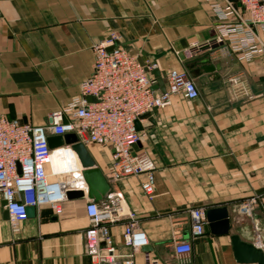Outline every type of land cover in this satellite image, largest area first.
<instances>
[{
  "label": "crops",
  "instance_id": "1",
  "mask_svg": "<svg viewBox=\"0 0 264 264\" xmlns=\"http://www.w3.org/2000/svg\"><path fill=\"white\" fill-rule=\"evenodd\" d=\"M225 1L0 0V117L47 124L80 94L93 71L94 45L112 34L152 67L153 78L160 72L165 89L173 69L194 78L199 98L174 96L140 121L135 150L156 165L153 199L142 190L144 175L110 179L111 148L86 146L111 185L109 194L122 195L124 212L136 215L158 264H240L232 235L264 251V57L242 63L206 49L185 56L215 36L216 7ZM50 169L61 174L52 180L67 188L82 185L75 160L54 155ZM88 201L66 199L60 214L40 206L13 227L0 193V264H92L83 242ZM248 202L250 215L241 209ZM192 207L225 209L230 233L192 239ZM127 222L124 217L111 230L120 254L130 252L123 243ZM176 235L192 243L190 255L175 254ZM137 258L142 261L140 253Z\"/></svg>",
  "mask_w": 264,
  "mask_h": 264
},
{
  "label": "built area",
  "instance_id": "2",
  "mask_svg": "<svg viewBox=\"0 0 264 264\" xmlns=\"http://www.w3.org/2000/svg\"><path fill=\"white\" fill-rule=\"evenodd\" d=\"M216 13L215 36L187 50V60L204 49L231 53L242 63L264 57V0H226L216 7ZM121 42L118 34H112L94 45L92 74L81 82L78 96L49 115L47 124L36 126L0 117V193L13 227L28 218V207L51 205L60 214V204L67 199V184L56 182L49 175L53 150L49 148L48 135L74 133L85 146L111 148L110 179L144 175L142 190L149 199L155 197L156 165L146 152L135 150L141 138L136 122L169 106L174 96L195 100L199 91L185 69L166 74L165 92L153 90L157 80L151 76L152 67L142 63ZM75 181L85 184L82 170ZM124 205L120 194L88 201L86 214L90 224L83 233L87 256L92 264H158L150 252L143 251L148 240L138 227L136 215L125 213ZM241 209L250 215L252 203H244ZM188 213L192 239L201 237L208 224L206 209L192 207ZM124 217L128 222L123 243L130 250L128 254L118 252L111 232ZM174 251L178 257L188 256L192 243L176 235ZM139 253L142 261L137 258Z\"/></svg>",
  "mask_w": 264,
  "mask_h": 264
},
{
  "label": "water",
  "instance_id": "3",
  "mask_svg": "<svg viewBox=\"0 0 264 264\" xmlns=\"http://www.w3.org/2000/svg\"><path fill=\"white\" fill-rule=\"evenodd\" d=\"M113 48H109L111 51ZM143 63V61H141ZM195 72L192 75L195 76ZM153 75L157 79V84L153 86V90L161 89L165 92V87L159 71H154ZM91 101V98L88 99ZM150 114L145 115L142 119L149 117ZM137 130L141 131L140 121L136 122ZM47 141L51 150L70 146L76 153L81 170L82 177L85 182L84 185L69 189L66 192L69 200L88 199L91 201L104 200L111 191V185L108 179L104 176L99 168L96 167L87 147L74 134L69 133L65 135H48ZM5 205V203H4ZM36 208H27V217L35 216ZM5 216L9 217L8 211L5 210ZM208 224L205 232L212 235H228L230 233V223L228 213L225 209H211L207 213ZM231 241L233 244L235 258L240 264H264V251L256 247L252 243L243 241L239 236L232 235ZM146 252L150 251L149 247L143 249Z\"/></svg>",
  "mask_w": 264,
  "mask_h": 264
},
{
  "label": "bare ground",
  "instance_id": "4",
  "mask_svg": "<svg viewBox=\"0 0 264 264\" xmlns=\"http://www.w3.org/2000/svg\"><path fill=\"white\" fill-rule=\"evenodd\" d=\"M54 155H56V156H58L60 158L69 157L71 160H75L77 162L78 166H79V171L81 172V166H80L79 159H78L76 153L69 146L54 149L53 153H52L51 161H52V158H53ZM50 166H51V163H50L48 169L50 168ZM49 175H50V178L52 179L53 175L57 176V175H61V174H57L53 170H51Z\"/></svg>",
  "mask_w": 264,
  "mask_h": 264
},
{
  "label": "rangeland",
  "instance_id": "5",
  "mask_svg": "<svg viewBox=\"0 0 264 264\" xmlns=\"http://www.w3.org/2000/svg\"><path fill=\"white\" fill-rule=\"evenodd\" d=\"M66 159H68V160H70V161H73V160H71L69 157H65ZM63 159V158H62ZM53 179H55V178H53Z\"/></svg>",
  "mask_w": 264,
  "mask_h": 264
}]
</instances>
